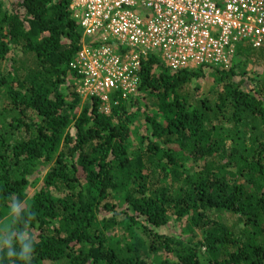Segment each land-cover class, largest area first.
I'll use <instances>...</instances> for the list:
<instances>
[{
    "label": "trees",
    "instance_id": "1",
    "mask_svg": "<svg viewBox=\"0 0 264 264\" xmlns=\"http://www.w3.org/2000/svg\"><path fill=\"white\" fill-rule=\"evenodd\" d=\"M71 2L0 0V230L33 238L0 264H264V44L226 68L151 54L109 115L78 91Z\"/></svg>",
    "mask_w": 264,
    "mask_h": 264
},
{
    "label": "built area",
    "instance_id": "2",
    "mask_svg": "<svg viewBox=\"0 0 264 264\" xmlns=\"http://www.w3.org/2000/svg\"><path fill=\"white\" fill-rule=\"evenodd\" d=\"M70 10L84 36L70 64L78 91L109 115L137 92L151 54L173 71L226 68L239 43L264 44V0H72Z\"/></svg>",
    "mask_w": 264,
    "mask_h": 264
},
{
    "label": "clouds",
    "instance_id": "3",
    "mask_svg": "<svg viewBox=\"0 0 264 264\" xmlns=\"http://www.w3.org/2000/svg\"><path fill=\"white\" fill-rule=\"evenodd\" d=\"M10 209L14 216L17 218L21 217V212L25 207L23 201L18 199L15 195L10 198ZM29 220H27V225H29ZM8 238L5 239L3 235H0V247L7 248V255L9 257L18 256L22 260H27L30 258L31 252L33 250V238L30 237L28 229L26 231L20 232H8ZM18 236V239L16 238ZM14 240H18L20 251L17 253L13 247Z\"/></svg>",
    "mask_w": 264,
    "mask_h": 264
},
{
    "label": "rangeland",
    "instance_id": "4",
    "mask_svg": "<svg viewBox=\"0 0 264 264\" xmlns=\"http://www.w3.org/2000/svg\"><path fill=\"white\" fill-rule=\"evenodd\" d=\"M196 68V67H194ZM34 187H32L29 191V193L31 194L34 191ZM11 213L8 215L10 216ZM8 228V220L6 219L3 223H2V228L0 230V235H2L3 233H5L4 231ZM183 231V227L177 223V221H172L167 227H166V233L168 234H174V235H180L182 234Z\"/></svg>",
    "mask_w": 264,
    "mask_h": 264
}]
</instances>
